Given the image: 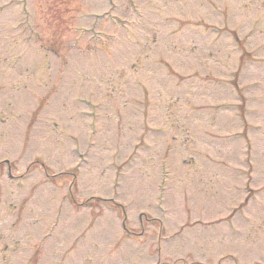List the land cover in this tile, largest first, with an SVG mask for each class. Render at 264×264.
<instances>
[{"label": "rangeland", "instance_id": "374dc122", "mask_svg": "<svg viewBox=\"0 0 264 264\" xmlns=\"http://www.w3.org/2000/svg\"><path fill=\"white\" fill-rule=\"evenodd\" d=\"M0 264H264V0H0Z\"/></svg>", "mask_w": 264, "mask_h": 264}]
</instances>
